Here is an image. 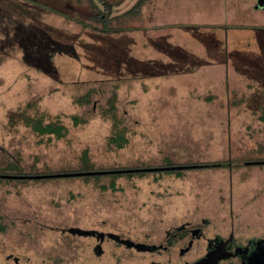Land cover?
Listing matches in <instances>:
<instances>
[{
	"label": "rangeland",
	"instance_id": "374dc122",
	"mask_svg": "<svg viewBox=\"0 0 264 264\" xmlns=\"http://www.w3.org/2000/svg\"><path fill=\"white\" fill-rule=\"evenodd\" d=\"M108 1L120 3L110 33L92 28L101 24L90 0H0V170L16 159L19 172L67 173L59 171L77 169L84 149L95 160L90 171L168 160L220 166L0 182V264H150L167 255L88 231L160 244L166 229L191 217L208 219L211 233L264 237V165H245L264 159L257 1L191 0V29L180 22V0H145L133 12L139 0ZM181 52L204 63L176 64ZM114 113L128 126L124 148L107 144ZM23 115L60 120L68 133L39 136ZM72 116L87 122L75 126ZM112 180L115 191L100 187Z\"/></svg>",
	"mask_w": 264,
	"mask_h": 264
},
{
	"label": "flooded vegetation",
	"instance_id": "af4514ba",
	"mask_svg": "<svg viewBox=\"0 0 264 264\" xmlns=\"http://www.w3.org/2000/svg\"><path fill=\"white\" fill-rule=\"evenodd\" d=\"M229 164L234 165L232 161ZM209 225L208 219L198 222L191 217L179 225L170 226L164 231L162 243L151 245L133 241L117 233L88 232L97 236L100 241L108 236L129 250L163 252L167 255L162 260L153 259L150 264H264V260L261 262L256 255L264 254V237L238 238L233 230L228 234L211 233L208 231ZM10 259L14 258L9 256L8 260ZM18 259L19 257L14 259L16 264L20 263Z\"/></svg>",
	"mask_w": 264,
	"mask_h": 264
},
{
	"label": "trees",
	"instance_id": "16d2710c",
	"mask_svg": "<svg viewBox=\"0 0 264 264\" xmlns=\"http://www.w3.org/2000/svg\"><path fill=\"white\" fill-rule=\"evenodd\" d=\"M77 1H82V0H77ZM143 1H145V0H139L137 2V4L134 6V8H132L129 12H133L137 7H139L142 4ZM90 2L92 5V8L96 11L95 13L93 12L94 13V19L96 22L101 24L100 28H97V27H92V28L95 29L96 31L103 32V33H110L113 31H118L117 29H114V27H112L111 24L115 18L114 9L120 3L115 4V3L109 2L108 0H97V1L90 0ZM37 6H41L42 8H45V9H48V10H51L53 12L58 13L57 11L51 9L50 7H46L43 5H37ZM78 22H80L84 28L90 27V25L88 23H86L85 21L80 20ZM192 27H193L192 25H189L190 29ZM176 47H178V46H176ZM192 59L195 61V63H204V62H201V60L198 58H189L188 54L186 52L185 53L181 52L176 64H179L182 66L190 64V66L193 68V63L190 62V61H192ZM111 61H113V60H111ZM224 63L227 64V58L226 57H224ZM168 66H169V68L173 67V65H171V64H169ZM195 67H196V65H195ZM178 71L180 72V69L177 68L173 72L177 73ZM85 101L90 102L91 100L88 98V99H85ZM111 106L113 107L112 110L117 111V107L114 104H112ZM112 110H110V111L112 112ZM71 118H72L75 126L79 125L80 123H86L87 122L85 119H82V118L77 117V116H72ZM113 119H114L113 132H112L110 138L108 139L107 144L109 145V147L111 149L115 148V147L116 148H124L129 143V139L126 137V133L128 131V130L126 131V129H128V126L124 123H121L120 120L117 119L116 113L113 114ZM23 120L39 136L53 135L57 139H61V138L65 137L68 133L67 126L65 124H63L60 120L50 121V122L45 123L41 118L38 119L35 117H30L28 115H23ZM260 120L264 123V110L262 111V115L260 116ZM8 159H9L8 162H10V158H8ZM262 160H264V159H262ZM92 161H95V160H93L92 157L89 156V149H84L82 152V155H81V162L78 164L77 169L74 168V170H69V169L68 170H60L59 172H67V173L70 171L88 172V171H90L89 167L91 166L90 164L92 163ZM250 161H254V160H250ZM235 163L236 162H233V164H235ZM194 164H198V163H186L184 165H194ZM218 164H220V163H218ZM198 165L202 166L199 168H212V167H219L220 166V165H217L216 163H209V164L200 163ZM259 165H262V164H259ZM165 166H173V163L169 162V160H168V162ZM229 166H231V165L229 164ZM10 167H12V169L15 170L13 173L7 172L8 168H10ZM161 167H164V166H161ZM5 168L7 169L6 171H5ZM193 169H197V168L176 170V171H161V170L147 171V172L146 171H138V172L113 173V174H108V175H80V176L54 177V178H77V177H80L82 180H83V178L86 179L85 182H89L91 179L98 182V180L102 176H109V177L114 179V178L121 176V175L131 177L135 174H139V175L143 176L145 174H148L149 172H175L178 174H182L184 171H187V170L190 171ZM21 170L22 169L20 168L18 161L16 159H11V162L9 164H7L6 167H4L3 171L0 170V175L32 176V178H27V177L26 178H9V177L0 176V182H5V181H9V180H17L20 182H22V181L23 182H28V181L40 182V181L52 179V178H41V179L40 178H34L33 176L43 175V174H38L35 167L32 169L31 174L19 172ZM107 185L106 186L101 185L100 187L102 189L104 188V190H107L109 188L112 189L113 191L116 190V184H115L114 180L111 181L109 186H107Z\"/></svg>",
	"mask_w": 264,
	"mask_h": 264
},
{
	"label": "water",
	"instance_id": "95a60500",
	"mask_svg": "<svg viewBox=\"0 0 264 264\" xmlns=\"http://www.w3.org/2000/svg\"><path fill=\"white\" fill-rule=\"evenodd\" d=\"M256 8L264 9V0H256ZM264 164V160H256V161H247L245 165H259ZM220 165V164H217ZM231 165V164H230ZM202 167L198 164L194 165H173V166H164V167H153V168H139V169H126V170H110V171H88V172H68V173H56V174H43L33 176L34 178H54V177H70V176H80V175H108L113 173H124V172H138V171H176V170H184V169H192ZM2 177L9 178H32V176H9V175H0ZM257 257L262 262L264 260V254H256ZM260 262V263H261Z\"/></svg>",
	"mask_w": 264,
	"mask_h": 264
},
{
	"label": "crops",
	"instance_id": "0c3cea01",
	"mask_svg": "<svg viewBox=\"0 0 264 264\" xmlns=\"http://www.w3.org/2000/svg\"><path fill=\"white\" fill-rule=\"evenodd\" d=\"M192 3L193 2L191 0H180L179 3H176L177 5H179V8L181 9L180 10V12H181L180 17H182V19L180 20V22H182L183 24L191 25L192 23L196 22L195 18L193 17V15L196 16V9L191 11V8H194V5H191ZM254 9L258 10V12L259 11L264 12V9L256 8V4L254 5ZM193 20H195V21H193Z\"/></svg>",
	"mask_w": 264,
	"mask_h": 264
}]
</instances>
